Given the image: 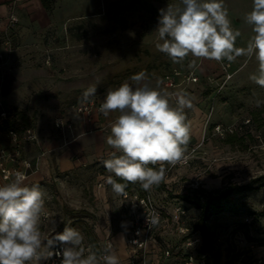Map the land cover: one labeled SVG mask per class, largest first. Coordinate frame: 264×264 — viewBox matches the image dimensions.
<instances>
[{
    "label": "rangeland",
    "instance_id": "rangeland-1",
    "mask_svg": "<svg viewBox=\"0 0 264 264\" xmlns=\"http://www.w3.org/2000/svg\"><path fill=\"white\" fill-rule=\"evenodd\" d=\"M23 3L16 8L21 21L20 60L9 71L7 105L15 125L31 127L38 135V142L27 145L25 153L48 157L49 165L41 178L27 183L39 185L46 193L49 216L41 222V231L47 238L74 223L84 235V243L94 245L109 220L116 227L120 224L115 209L117 196L106 182L113 174L102 163L113 149L90 161L74 153L73 140L67 137L64 142L53 128L57 117L81 120L73 106L84 99L83 93L90 86L97 88L91 97L104 100L108 89L125 81L133 83L129 79L133 74L144 72L152 86L159 80L169 91L164 83L173 76V69L181 76L189 69L196 73L202 93L192 92L193 107L185 109L190 138L184 155L189 162L171 169L165 182L153 188L152 195L164 211L176 202L172 196L184 183L195 180L204 189L217 191L229 182L246 183L264 174V87L249 78L257 72L258 63L254 57L245 56L234 62L224 60L229 63L224 72L215 60L189 55L173 63L158 51V10L180 0H55L50 10L34 8L30 0ZM224 4L232 28L241 33L236 46L245 47L253 33L243 17L251 11L252 0H224ZM257 101L261 103L257 105ZM244 118L250 119V126L240 129ZM216 125L224 131L234 129L236 138L227 141L228 132L218 134ZM107 127L97 125L93 131L104 132ZM68 150L72 167L62 170L57 160ZM99 180L104 182L102 187ZM174 183L179 186L174 187ZM262 207L264 186L228 198L209 220L215 236V257H241L240 264H264L259 260L264 257V247L259 246V241H264V217L255 216ZM167 215L165 212L166 219ZM115 232L112 230V235Z\"/></svg>",
    "mask_w": 264,
    "mask_h": 264
},
{
    "label": "clouds",
    "instance_id": "clouds-1",
    "mask_svg": "<svg viewBox=\"0 0 264 264\" xmlns=\"http://www.w3.org/2000/svg\"><path fill=\"white\" fill-rule=\"evenodd\" d=\"M158 11L155 46L173 63L189 55L217 62L254 57L258 70L249 78L264 87V0H252L251 11L243 17L253 33L245 47L236 46L241 33L232 28L224 0H180ZM129 79L133 83L125 81L108 89L99 107L105 117L119 113L106 138L113 151L102 161L113 174L106 182L118 196L126 194L129 184L139 183L145 191L159 186L166 175L165 164L175 166L183 159L190 138L185 109L193 107L186 93L169 92L159 80L152 86L144 72ZM96 92L90 86L83 96L87 99ZM157 164L158 169L149 166ZM12 175L9 182L0 184V264H41L53 255L60 264H119L111 244L98 255L95 245L84 246V235L74 227L65 225L62 232L47 238L41 231L45 191L39 185H27L23 172ZM150 223H157L156 216ZM57 243L61 247L53 251Z\"/></svg>",
    "mask_w": 264,
    "mask_h": 264
},
{
    "label": "built area",
    "instance_id": "built-area-1",
    "mask_svg": "<svg viewBox=\"0 0 264 264\" xmlns=\"http://www.w3.org/2000/svg\"><path fill=\"white\" fill-rule=\"evenodd\" d=\"M18 22L15 15L10 14L7 19V30H11ZM12 50L11 42L6 33V38L0 49V60ZM224 72L227 71L229 63L219 62ZM172 77L167 79L164 86L170 91L175 92L178 84L176 79L181 76L176 69L172 71ZM230 77L229 74L226 76ZM185 87L188 84L197 83L198 77L196 73L189 69L181 76ZM103 101L97 98H87L76 102L73 106L74 112L83 119L90 120L94 112L100 113L99 107ZM250 119L241 120L240 129H247L250 126ZM54 127L58 128L62 134V139L66 140V131L71 128V123L57 117L53 121ZM245 127V128H243ZM214 130L223 135L224 132L233 133L234 129H222L220 125H216ZM38 142V135L31 127L17 126L14 124L13 113L10 108L0 103V184L9 182L13 178L15 172H23L26 180L37 169L38 159H30L25 154L27 145ZM189 159L184 155L183 159L175 166L166 164V175L162 182L169 177L168 173L177 166L188 164ZM25 180V182H26ZM99 187L104 185L102 180L98 181ZM161 182V183H162ZM200 186L198 181H191L186 184L187 188H197ZM126 194L117 196V202L120 210L125 214L127 221L125 223L124 241L127 248V257L119 264H153L149 259L155 248L158 247L161 259L157 264H206L205 258H198L197 251L201 246L202 239L199 232H196L190 226L186 225L188 215L187 209L181 203H174L168 211L157 204L153 198L151 190L145 191L137 183L136 187L126 188ZM168 214L167 219L164 214ZM49 216V212L45 209L42 221ZM156 216L157 223L152 224L150 221ZM168 222L176 225L177 242L174 245L164 241L159 243L154 234L166 228ZM100 241L96 245L98 255L103 254L104 248L111 244L114 250V242L112 239V228L110 221L101 228ZM87 243L84 246L87 247ZM60 245L54 247L53 251L59 250ZM41 264H60V258L53 255L49 260L42 261ZM103 264V262H102Z\"/></svg>",
    "mask_w": 264,
    "mask_h": 264
},
{
    "label": "crops",
    "instance_id": "crops-1",
    "mask_svg": "<svg viewBox=\"0 0 264 264\" xmlns=\"http://www.w3.org/2000/svg\"><path fill=\"white\" fill-rule=\"evenodd\" d=\"M26 0H0V49L2 48L3 42L6 38V33H8L12 50L7 53L2 60H0V103L5 105L6 107L10 108L7 105V102L10 101L9 97V91L11 89L10 87V68L11 66L15 65L18 60V56L20 55L19 52V45H20V37H19V25H20V19L17 16L16 8L18 6H23ZM33 3V7L40 6L42 7L39 0H30ZM29 3V2H28ZM43 8V7H42ZM44 9V8H43ZM8 14V15H7ZM10 14H13L17 17L18 22L17 24L11 28V30H7V19ZM180 82V84H179ZM176 83L178 86H182L179 90L186 93L190 98L191 95L195 92L202 93L201 91V84L195 83V84H188L185 87L182 80L179 81V78L176 79ZM177 86V87H178ZM193 92V93H192ZM193 99V98H191ZM100 100V99H99ZM100 101H103L102 99ZM119 115V113H110L109 116L105 117L101 112L97 113L94 112L92 116L90 117V120H86L81 118V120H78L76 122L68 121L71 123V128L66 131V138L70 137L71 141L74 142V153H79L81 155H85L86 158L94 159L98 155H102L105 151H108L110 149V146L106 143V138L108 135H110V125L111 122L115 119V117ZM107 126L108 127L101 131H93L94 126ZM103 129V128H102ZM64 141V139H62ZM65 142V141H64ZM26 156L30 159H38V166L37 169L30 174V176L26 180V184L32 183L36 180H39L42 176L43 169L47 168L49 165L48 157H42L25 153ZM42 155H45V153ZM47 155V154H46ZM71 156V152L65 151L59 154L57 164L59 168L67 169L71 168L72 164L69 160V157ZM47 170V169H46ZM193 210H190L192 212ZM194 212V211H193ZM196 212V211H195ZM106 225V224H105ZM112 239L114 242V252L118 256L119 261H123L127 257V248L124 241V234L121 230H116V232L112 235ZM100 241V238H98L97 243ZM96 243V245H97ZM215 253L208 257L207 264H227L225 261L227 260L226 257H215ZM258 257H253V259ZM262 258V259H261ZM259 260H264V257H261ZM149 259L152 261L153 264H157V262L161 259L160 257V251L157 248H155V251L152 252L151 257ZM229 260V258H228ZM258 260V261H259ZM241 257L238 258V260H233L232 264H240Z\"/></svg>",
    "mask_w": 264,
    "mask_h": 264
},
{
    "label": "trees",
    "instance_id": "trees-1",
    "mask_svg": "<svg viewBox=\"0 0 264 264\" xmlns=\"http://www.w3.org/2000/svg\"><path fill=\"white\" fill-rule=\"evenodd\" d=\"M39 1L45 10H50L55 0H39ZM80 100H83V99H80ZM23 119L26 122L27 120L26 117H24ZM24 127H27V126H24ZM53 128L58 133L59 137L62 139V134L60 130L54 127V125H53ZM227 136H228L226 138L227 141L231 142L236 138V132L228 133ZM115 179H117V182L124 183V181L119 180V178H115ZM161 184H163V182L160 183V185ZM186 184L187 183H184V185L181 186L180 190L177 193H174L175 195L172 196L173 197L172 199H175L176 201L175 203H181L187 209L188 215L185 220L186 225L193 228L194 231L200 233L202 243L197 251V257L205 258L206 264H207L208 257H210L211 255L215 253V236L212 231L211 225L209 223L210 218L215 213L222 210L223 204L228 200V198L232 194L245 192V191H249V190L264 186V174L255 176L249 179L246 183L238 184V183L229 182L227 183V185H225L223 188L217 191H208L204 189L202 186L191 189V188H187ZM136 185L137 183L129 184L127 188L136 187ZM178 186L179 185L177 183H174V187H178ZM153 188L151 189L152 194H153ZM115 209L117 210V214L120 219L119 220L120 224L116 227L115 222L112 220H109L111 224V228L112 230L115 229L117 231L121 230L122 232H124L125 223L127 221V218L125 214L120 210L118 203L115 205ZM190 210L196 211V213L193 214L192 212H190ZM255 216L257 218L264 217V207H262L259 211H257L255 213ZM68 226L74 227L75 224L71 223ZM176 228L177 227L175 224H173L172 222H169L166 228L162 229L161 231H158L157 233L154 234V236L159 243L166 241L169 244L174 245L177 242V237L175 235L177 231ZM246 236L248 240H250V237H248V235ZM95 238L96 237L93 235V240ZM94 245L96 246V243ZM259 246L264 247V241H259ZM231 259L232 258L230 257H229V260L227 259V264L230 261L237 260V257H233V259L232 260Z\"/></svg>",
    "mask_w": 264,
    "mask_h": 264
}]
</instances>
